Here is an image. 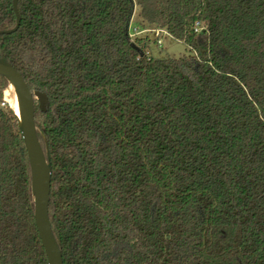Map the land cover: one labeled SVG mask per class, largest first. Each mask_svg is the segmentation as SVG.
<instances>
[{
  "label": "trees",
  "instance_id": "trees-1",
  "mask_svg": "<svg viewBox=\"0 0 264 264\" xmlns=\"http://www.w3.org/2000/svg\"><path fill=\"white\" fill-rule=\"evenodd\" d=\"M136 6L141 30L190 54L154 58L133 40ZM17 8L0 58L49 98L35 124L63 263L264 264V0ZM16 25L0 0V31ZM7 86L0 76V264H48Z\"/></svg>",
  "mask_w": 264,
  "mask_h": 264
},
{
  "label": "water",
  "instance_id": "water-1",
  "mask_svg": "<svg viewBox=\"0 0 264 264\" xmlns=\"http://www.w3.org/2000/svg\"><path fill=\"white\" fill-rule=\"evenodd\" d=\"M17 5L18 0H13V7L17 16L16 27L9 31H0V34L12 33L19 28L20 17ZM132 47L139 51L135 44H132ZM0 76L5 78L8 83L6 90L9 86H13L18 98V112L11 106L10 108L17 118L20 134L29 158L31 188L35 206L34 220L41 244L48 264H64L49 218L52 167L40 145L35 124L36 104H38L40 111L45 113L49 109V98L46 93L39 89L31 90L20 72L4 58H0Z\"/></svg>",
  "mask_w": 264,
  "mask_h": 264
},
{
  "label": "rangeland",
  "instance_id": "rangeland-1",
  "mask_svg": "<svg viewBox=\"0 0 264 264\" xmlns=\"http://www.w3.org/2000/svg\"><path fill=\"white\" fill-rule=\"evenodd\" d=\"M130 28L131 30H134L136 28L138 30H141L144 28L141 23L138 6H136L135 8ZM147 30H149V32L137 35L136 37H133V40L137 38L144 39V41L148 44L149 52L154 58L179 59L190 54L188 47L184 43L173 39L166 32L162 31L163 33L159 37H157V34L155 33L156 30L150 31L149 28H147ZM159 41H161L160 44L158 43ZM5 91L3 94V100L6 104L9 105L8 101L6 102L8 96Z\"/></svg>",
  "mask_w": 264,
  "mask_h": 264
},
{
  "label": "bare ground",
  "instance_id": "bare-ground-1",
  "mask_svg": "<svg viewBox=\"0 0 264 264\" xmlns=\"http://www.w3.org/2000/svg\"><path fill=\"white\" fill-rule=\"evenodd\" d=\"M5 93L8 96L6 102L8 101L9 105L18 112L19 110L18 98L14 87L9 86L8 89L5 91Z\"/></svg>",
  "mask_w": 264,
  "mask_h": 264
},
{
  "label": "built area",
  "instance_id": "built-area-1",
  "mask_svg": "<svg viewBox=\"0 0 264 264\" xmlns=\"http://www.w3.org/2000/svg\"><path fill=\"white\" fill-rule=\"evenodd\" d=\"M196 31H198V29L196 30ZM146 32H148V30H138L137 28L136 29H134V30H132V37H135L136 35H139V34H143V33H146ZM155 33L157 34V37H159L163 32L162 31H160V30H156L155 31ZM159 44L161 43V41H159L158 42ZM2 105H4V103L2 104Z\"/></svg>",
  "mask_w": 264,
  "mask_h": 264
}]
</instances>
